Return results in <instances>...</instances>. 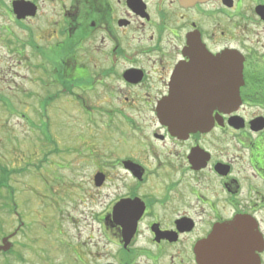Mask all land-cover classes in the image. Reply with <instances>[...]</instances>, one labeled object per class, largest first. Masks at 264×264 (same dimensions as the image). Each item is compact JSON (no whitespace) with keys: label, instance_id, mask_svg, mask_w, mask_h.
<instances>
[{"label":"flooded vegetation","instance_id":"obj_1","mask_svg":"<svg viewBox=\"0 0 264 264\" xmlns=\"http://www.w3.org/2000/svg\"><path fill=\"white\" fill-rule=\"evenodd\" d=\"M231 51L242 57L238 106L170 126L159 104L175 71L224 82L216 59ZM0 82L3 121L24 130L18 163L95 167L80 191L98 239L70 249L61 224L25 216L7 191L17 219L0 257L31 231L18 247L34 264L54 248L59 264H201L213 230L238 223L264 264V0H0Z\"/></svg>","mask_w":264,"mask_h":264},{"label":"rangeland","instance_id":"obj_2","mask_svg":"<svg viewBox=\"0 0 264 264\" xmlns=\"http://www.w3.org/2000/svg\"><path fill=\"white\" fill-rule=\"evenodd\" d=\"M5 83L7 82H0V87L4 86ZM3 111L0 103V128L5 129L0 132V135L6 137V142L4 139L0 142V166L7 168L5 173L0 169V176H3V179L0 180V236L12 231L17 219L16 214L8 213L7 207L3 208L2 205L4 193L12 191L15 203L20 205L22 214L37 216L39 223L58 222L61 224V228L64 229L61 240L63 243L68 241L70 249L74 248V244L78 241L81 243L83 241L89 242L87 239L89 235L93 236L94 241H98L97 234H95L96 230L90 229L91 226L94 227L95 225L90 220L89 209H94L95 206L81 202L82 192L80 191L81 182L89 181L95 167L91 164H79L69 168L57 164L49 166L47 161L41 163L39 161V166L31 168L25 165L26 162L20 161L18 163L16 158L21 156L24 148H20L17 143L21 142L20 134L24 130L21 128L20 120L14 116L8 117L7 121L4 122ZM7 133L15 138L12 143V145L16 144L14 147L8 142ZM15 167H20V170L17 171ZM79 179L82 180L79 181ZM9 196L10 193L6 194V205L11 204ZM36 236L31 231H24L20 236L15 237L16 253L9 255V257H0V264H34L36 259L31 260L28 255L35 254L30 249L18 247V242L24 241L25 238H36ZM42 240L47 241L46 238L40 237L36 245H44ZM87 248L95 250L93 249V240H90L87 246L82 247V250L87 251ZM55 251L56 248L52 251L53 257L49 259L50 264L61 263L60 257L56 256ZM25 256L29 262H26ZM66 260L67 258L62 259L63 262ZM40 263L47 264L44 261H40Z\"/></svg>","mask_w":264,"mask_h":264},{"label":"water","instance_id":"obj_3","mask_svg":"<svg viewBox=\"0 0 264 264\" xmlns=\"http://www.w3.org/2000/svg\"><path fill=\"white\" fill-rule=\"evenodd\" d=\"M216 68H224V82H184L189 70L177 69L170 82L169 93L159 104V113L170 126L200 127L207 120L205 113L213 106L234 109L239 104V87L243 83L242 60L233 51L226 53ZM221 89V96L211 98V89ZM204 113V114H203ZM238 225V223L236 224ZM231 223L213 230L206 239L201 264H257L249 247L240 244V230ZM5 248V247H3Z\"/></svg>","mask_w":264,"mask_h":264}]
</instances>
